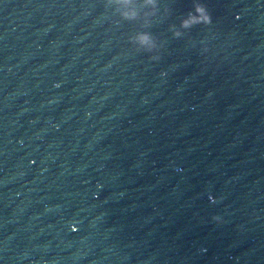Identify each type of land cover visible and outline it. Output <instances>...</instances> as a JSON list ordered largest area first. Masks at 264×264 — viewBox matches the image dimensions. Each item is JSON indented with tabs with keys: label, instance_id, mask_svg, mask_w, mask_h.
Masks as SVG:
<instances>
[{
	"label": "water",
	"instance_id": "95a60500",
	"mask_svg": "<svg viewBox=\"0 0 264 264\" xmlns=\"http://www.w3.org/2000/svg\"><path fill=\"white\" fill-rule=\"evenodd\" d=\"M131 7L0 0V264H264V0Z\"/></svg>",
	"mask_w": 264,
	"mask_h": 264
},
{
	"label": "clouds",
	"instance_id": "9594fccd",
	"mask_svg": "<svg viewBox=\"0 0 264 264\" xmlns=\"http://www.w3.org/2000/svg\"><path fill=\"white\" fill-rule=\"evenodd\" d=\"M118 4L123 7V11L120 12V16L125 21H133L138 19V12L131 7L133 0H116ZM144 6H150L153 11L145 13V19L143 21V28L151 26L150 17L156 15L157 0H143ZM211 23V14L207 10V7L203 3L193 4V10L188 12L187 15L179 21V28L170 26L172 35L175 38H180L183 32L180 29H190L196 25H208ZM138 48L145 53H154L159 45L157 38L150 32L140 31L134 38H132ZM152 59H159L158 56L153 55ZM213 220H219V217H213Z\"/></svg>",
	"mask_w": 264,
	"mask_h": 264
}]
</instances>
